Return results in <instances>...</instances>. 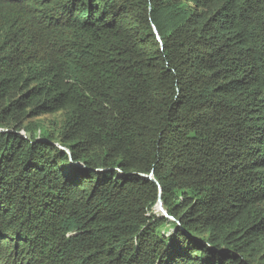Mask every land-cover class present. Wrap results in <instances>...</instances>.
<instances>
[{
  "label": "trees",
  "instance_id": "trees-1",
  "mask_svg": "<svg viewBox=\"0 0 264 264\" xmlns=\"http://www.w3.org/2000/svg\"><path fill=\"white\" fill-rule=\"evenodd\" d=\"M0 130V264H264V0H0Z\"/></svg>",
  "mask_w": 264,
  "mask_h": 264
},
{
  "label": "rangeland",
  "instance_id": "rangeland-1",
  "mask_svg": "<svg viewBox=\"0 0 264 264\" xmlns=\"http://www.w3.org/2000/svg\"><path fill=\"white\" fill-rule=\"evenodd\" d=\"M64 117H66V116L62 112H60V113H57V114L45 115V116H42V117L34 118L32 120H28L27 123H29V125H31L30 127H31L32 131L34 132V134L39 135L40 134L39 127H45V128H48V129H56L57 128V131H58V129L63 130L64 129V127H63L64 126V122L67 119V118H64ZM52 131H55V130H52ZM21 136L24 139H30V137L32 136V133L28 135L23 130V132H21ZM55 136L56 137H58V136L61 137L62 134L58 131V132H55ZM156 213L160 214V216H164L163 213L158 209V207L156 208Z\"/></svg>",
  "mask_w": 264,
  "mask_h": 264
},
{
  "label": "water",
  "instance_id": "water-1",
  "mask_svg": "<svg viewBox=\"0 0 264 264\" xmlns=\"http://www.w3.org/2000/svg\"><path fill=\"white\" fill-rule=\"evenodd\" d=\"M2 131H3V130H0V132H2ZM148 179H149V180H152V181L155 182V183H157V182L154 180L153 175L149 176ZM161 193H162V191L160 190V196L162 195ZM157 207H158V209L163 213V215H164L165 217H167L169 220H173V218L169 217L168 214H167V212L165 211L161 199L159 200V203H158V206H157Z\"/></svg>",
  "mask_w": 264,
  "mask_h": 264
}]
</instances>
